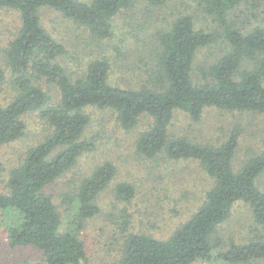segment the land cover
<instances>
[{
    "label": "trees",
    "instance_id": "16d2710c",
    "mask_svg": "<svg viewBox=\"0 0 264 264\" xmlns=\"http://www.w3.org/2000/svg\"><path fill=\"white\" fill-rule=\"evenodd\" d=\"M153 6L170 0H0L1 9H13L21 26L7 50L10 84L16 94L8 104L0 102V145L21 138L27 129L24 116L38 111L50 127L49 133L30 148L24 160L9 175V192L0 193V211L12 215L8 239L12 247L33 246L46 264H85V242L81 230L100 208L96 200L117 174V166L105 161L86 177L77 193V208L68 223L44 190L72 169L95 144L85 139L90 123L87 107L113 109L121 127L134 130L143 116L152 122L138 137L136 152L149 159H195L214 179L202 205L167 239L145 233L127 234L116 264H250L264 259V236L248 241L226 242L220 232L234 205L250 207L255 225L264 228V191L257 184L264 173L262 149L248 157L238 169L234 157L243 128L236 124L220 145L198 143L175 136L170 127L176 111H184L196 122L207 107L248 111L264 115V25L241 28L230 20L241 3L253 15L264 0H196L217 29L196 28L194 18L177 17L169 29L158 34L156 86L126 88L109 81L107 58L93 60L82 75L70 77L60 62L66 46L44 27L40 12L49 7L84 26L97 40L109 38L113 19L138 2ZM219 46L220 53L202 69L203 82L193 79L198 53ZM55 82L58 103L38 82ZM8 80L0 67V86ZM158 84V86H157ZM122 200L135 196L127 181L116 185Z\"/></svg>",
    "mask_w": 264,
    "mask_h": 264
},
{
    "label": "rangeland",
    "instance_id": "374dc122",
    "mask_svg": "<svg viewBox=\"0 0 264 264\" xmlns=\"http://www.w3.org/2000/svg\"><path fill=\"white\" fill-rule=\"evenodd\" d=\"M256 12L253 15L250 5L241 3L231 12L230 20L241 28L264 25V2ZM185 14L194 18L196 28L211 31L218 27L196 0H170L161 6L140 1L113 19L112 34L105 40L95 39L87 28L60 11L46 7L40 12L44 27L66 46V54L60 62L70 77L85 73L93 60L107 58L111 65L109 81L126 88L156 86L160 50L158 34L169 29L177 17ZM20 26V15L16 10H0V67L8 75V80L0 86L3 105L16 94L10 84L7 50ZM219 53V46L200 50L193 71L196 83L204 81L203 67L214 61ZM38 84L52 96L53 103H58L60 91L55 82L41 79ZM85 112L90 116L85 139L93 141L94 150L84 154L72 169L47 186L44 192L57 205L66 224L76 211V196L82 181L96 166L112 161L117 166L116 177L99 194L96 204L100 212L86 221L80 234L86 246L85 264H116L127 234L145 233L159 239L169 238L202 205L207 191L214 185V179L195 159L175 160L164 155L149 159L139 155L136 142L150 126V116H143L134 130L126 131L113 109L91 106ZM24 119L27 124L25 134L16 141L0 145V193L9 192L11 170L50 131L38 111L26 114ZM236 124L243 128L233 160L234 167L238 169L248 157L262 149L263 114L207 107L201 120L196 122L186 112L176 111L170 132L194 142L220 145L227 140ZM124 181L135 186V196L130 200H122L115 193L116 185ZM257 184L264 191V173L259 176ZM11 223L12 215L0 211V264H46L37 248L12 247L9 244L8 226ZM220 232L226 242L243 243L256 234L264 236V228L255 225L250 207L244 202L234 205ZM192 264L208 263L198 260ZM250 264H264V259Z\"/></svg>",
    "mask_w": 264,
    "mask_h": 264
}]
</instances>
